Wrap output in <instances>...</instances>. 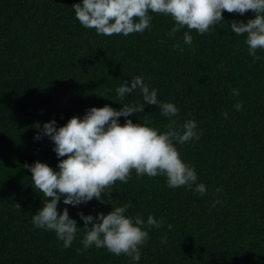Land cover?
<instances>
[{
  "label": "trees",
  "instance_id": "obj_1",
  "mask_svg": "<svg viewBox=\"0 0 264 264\" xmlns=\"http://www.w3.org/2000/svg\"><path fill=\"white\" fill-rule=\"evenodd\" d=\"M81 2L0 0V264H264V50L254 61L245 36L228 23L247 22L254 14L224 12L210 33L193 30L189 46L183 43L186 28L170 37L174 21L155 14L143 33L98 35L76 20L72 5ZM176 43L182 52L173 48ZM137 75L158 90L159 99L176 105L178 127L187 119L197 122L200 139L176 147L207 194L169 188L164 176L137 178L133 170L127 184L117 181L110 196L102 193L104 203L93 199L74 207L62 198L58 211L67 207L79 228L80 212L97 216L128 203L129 217L165 218L150 230L139 262L95 246L78 254L82 230L64 248L54 232L31 222L43 197L24 165L39 160L58 170L59 163L47 136L34 139V126L55 120L60 127L91 107L120 110V103H142L137 91L124 101L115 91ZM229 85L239 96L231 95ZM237 102H243L240 110ZM144 115L160 131L169 123L155 105L128 118L142 123Z\"/></svg>",
  "mask_w": 264,
  "mask_h": 264
},
{
  "label": "clouds",
  "instance_id": "obj_2",
  "mask_svg": "<svg viewBox=\"0 0 264 264\" xmlns=\"http://www.w3.org/2000/svg\"><path fill=\"white\" fill-rule=\"evenodd\" d=\"M72 8L84 28L94 29L104 36L143 33L151 27L153 14L168 16L174 21L168 35L174 38L186 28L183 43L189 46L193 43V30L200 35L210 33L224 21V12L243 16L250 11L254 18L247 22L232 20L228 23L233 33L245 36L248 55L254 61L261 59L258 50H264V0H82ZM173 48L184 50L180 43ZM229 87L231 95L239 96L238 89ZM115 91L120 101L137 91L143 102L120 103L123 105L120 110L110 105L91 107L82 118L73 116L60 127L55 120L42 127L39 123L34 126L38 129L34 139L47 136L54 143L53 151L59 163L58 170L39 160L24 165L31 172L34 190L43 197L42 207L31 217V222L38 229L54 232L64 248L70 247L82 230L83 248L77 249L78 254L95 246L139 262L141 247L147 244L150 230L162 227L164 217L157 220L150 214L146 222L141 215L129 217L126 213L131 203H128L112 206V211L97 216L80 212L84 227L79 228L68 208L61 213L58 205L62 198L65 205L74 207L86 205L93 199L104 203L102 193L110 196L117 181L127 184L133 170L137 178L164 176L169 188L186 187L200 196L206 195V185L197 183L195 168L183 161L176 147L198 141L200 133L194 119L184 120L178 127L175 117L179 116V109L174 103L159 99L158 90L145 83L141 75L132 78L131 83L124 80ZM146 105L157 106L160 115L168 118L164 131L149 126L152 123L149 115H144L142 123L128 118L144 113ZM242 106L243 102L234 105L236 110ZM222 115L227 119V111ZM121 117L128 119L121 124ZM221 191L222 188L216 189L217 193ZM217 203L218 200L214 201L212 207ZM15 207L21 209L19 203ZM172 227L167 225L168 229ZM166 242L165 234L161 243Z\"/></svg>",
  "mask_w": 264,
  "mask_h": 264
}]
</instances>
